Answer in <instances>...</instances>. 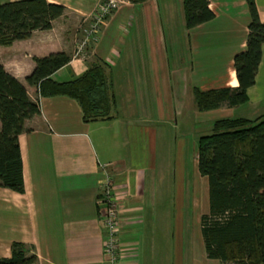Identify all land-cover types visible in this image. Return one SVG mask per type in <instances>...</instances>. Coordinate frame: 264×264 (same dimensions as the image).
<instances>
[{
	"label": "crops",
	"instance_id": "crops-1",
	"mask_svg": "<svg viewBox=\"0 0 264 264\" xmlns=\"http://www.w3.org/2000/svg\"><path fill=\"white\" fill-rule=\"evenodd\" d=\"M7 1L14 0L0 3ZM47 1L66 7L50 29L0 45V63L40 109L18 135L24 192L0 187V258L9 257L11 244L19 241L33 247L38 264H103L105 229L98 202L108 176L120 208V241L137 251L124 264H234L208 258L201 234L195 236L198 250L160 251L153 232L147 237L142 226V195L147 171L155 165L157 112L190 106L218 118L264 113V43L246 102L199 111L193 98V87L237 86L233 56L246 44V0H208L214 18L192 28L185 26L183 0L178 1L181 19L175 26L173 0H124L106 18L96 41L77 57L73 53L83 22L100 0ZM254 1L264 22V0ZM177 31L184 58L170 60L165 35L175 50ZM58 51L70 59L52 74L56 81L81 75L94 61L106 63L115 98L112 118L85 122L76 100L39 96L37 87L26 82L34 56ZM132 101L131 107H138L129 111L126 103Z\"/></svg>",
	"mask_w": 264,
	"mask_h": 264
},
{
	"label": "trees",
	"instance_id": "trees-1",
	"mask_svg": "<svg viewBox=\"0 0 264 264\" xmlns=\"http://www.w3.org/2000/svg\"><path fill=\"white\" fill-rule=\"evenodd\" d=\"M249 10L245 48L233 56L237 86L211 89L193 87L197 110L247 101L254 84L264 43V22L254 0ZM208 0H183L185 26L195 27L214 18ZM66 7L47 0H14L0 3V45L8 46L34 30L51 28ZM35 66L26 82L39 96L64 95L76 100L85 122L112 118L115 98L106 63L92 62L81 75L56 81L52 74L70 57L62 51L33 57ZM23 83L0 63V187L24 192L18 135L24 122L39 114ZM196 166L207 179L208 211L200 217V234L208 258L234 264H264V113L255 118L220 117L212 132L197 142ZM0 264H38L32 246L14 241L10 256Z\"/></svg>",
	"mask_w": 264,
	"mask_h": 264
},
{
	"label": "rangeland",
	"instance_id": "rangeland-1",
	"mask_svg": "<svg viewBox=\"0 0 264 264\" xmlns=\"http://www.w3.org/2000/svg\"><path fill=\"white\" fill-rule=\"evenodd\" d=\"M173 1L171 21L173 25H178L181 19L178 8L181 6L179 0ZM161 14L163 18V13ZM176 34L179 40L175 41V50L170 46L167 32L165 35L170 60L175 58V55L184 58L182 36L178 31ZM133 102L136 103H126V108L131 109L129 111L138 107H131ZM195 111L190 106L184 111L175 112L164 108L153 116L154 125L159 132L155 144L154 169L147 171L142 195V226L147 237L149 232H153L160 251L187 248L198 250L195 246V236H200L201 213H207L208 191L207 179L198 173L196 166L197 142L199 136L212 132V122L218 118V114Z\"/></svg>",
	"mask_w": 264,
	"mask_h": 264
},
{
	"label": "built area",
	"instance_id": "built-area-1",
	"mask_svg": "<svg viewBox=\"0 0 264 264\" xmlns=\"http://www.w3.org/2000/svg\"><path fill=\"white\" fill-rule=\"evenodd\" d=\"M122 2L124 0H100L96 4L91 15L83 22L82 37L75 46L74 57L83 55L85 50L96 41L106 18ZM114 190V185L107 176L106 181L101 186V196L98 202L103 209L102 223L105 229L102 241L103 264H124L126 257L134 259L137 255L134 247L124 246L120 241V208Z\"/></svg>",
	"mask_w": 264,
	"mask_h": 264
}]
</instances>
